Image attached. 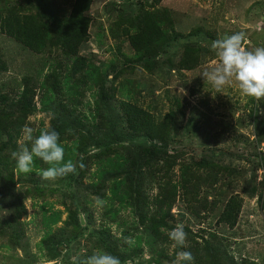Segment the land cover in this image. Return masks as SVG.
Instances as JSON below:
<instances>
[{"label": "rangeland", "instance_id": "374dc122", "mask_svg": "<svg viewBox=\"0 0 264 264\" xmlns=\"http://www.w3.org/2000/svg\"><path fill=\"white\" fill-rule=\"evenodd\" d=\"M74 2L0 0V18L58 35ZM85 15L73 54L54 35L38 53L0 32V264H83L97 250L121 264H172L180 251L192 264H264V98L235 80L216 93L201 76L219 65L217 39L243 32L246 49L264 47V0H91ZM148 26L164 39L137 51L130 37ZM126 105L153 130L131 127ZM26 124L75 148L76 172L44 181L39 158L18 172ZM177 226L184 248L167 234Z\"/></svg>", "mask_w": 264, "mask_h": 264}, {"label": "clouds", "instance_id": "9594fccd", "mask_svg": "<svg viewBox=\"0 0 264 264\" xmlns=\"http://www.w3.org/2000/svg\"><path fill=\"white\" fill-rule=\"evenodd\" d=\"M245 39V33L237 32L213 41L212 49L219 58V65L211 70L203 71L201 76L206 84L212 85L216 93L224 94L225 87L235 80L242 94L259 100L264 98V47L248 50L243 45ZM33 132L34 129L26 124L22 129V138L18 141L20 150L11 154L16 161L18 172L30 173L34 158H39L49 165L40 172L41 179L44 181H55L76 172V163L72 160L65 162V150L56 130L45 127L35 137ZM26 141L31 142L30 147L26 146ZM84 167V163L80 162L79 168ZM167 234L173 241L174 248L187 246V233L182 227L177 226ZM193 260L191 252L180 251L172 264H181L182 261L192 264ZM83 264H121V261L117 256L97 250L87 257Z\"/></svg>", "mask_w": 264, "mask_h": 264}, {"label": "trees", "instance_id": "16d2710c", "mask_svg": "<svg viewBox=\"0 0 264 264\" xmlns=\"http://www.w3.org/2000/svg\"><path fill=\"white\" fill-rule=\"evenodd\" d=\"M91 0H75L73 8L66 19L65 25L58 31L56 35L55 31L50 32L46 28L40 26L30 25L27 18H0V32L6 34L9 37L21 42L24 46L34 52H43L48 41L55 37L58 45L66 51V53L73 54L77 51L79 46L86 42L88 39L87 28L89 24V18L85 13L89 9ZM154 3H159L161 0H152ZM161 34V35H160ZM164 39V35L158 32L156 27H145L140 34L131 36V43L135 46L137 51H141L145 48L149 51L152 45H158ZM126 112L130 118L131 127L138 131H152L153 123L151 116L145 113L143 110L136 109L126 105ZM65 150V162L74 155L75 148H64ZM236 207L230 206L225 212V222L233 226L235 223L232 213ZM230 218H233L230 219Z\"/></svg>", "mask_w": 264, "mask_h": 264}]
</instances>
